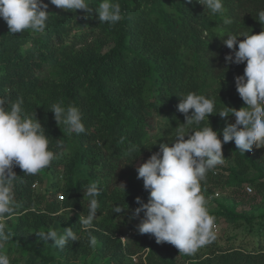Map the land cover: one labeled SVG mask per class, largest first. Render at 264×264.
<instances>
[{
    "label": "trees",
    "instance_id": "trees-1",
    "mask_svg": "<svg viewBox=\"0 0 264 264\" xmlns=\"http://www.w3.org/2000/svg\"><path fill=\"white\" fill-rule=\"evenodd\" d=\"M99 2L89 0L93 8ZM118 2L121 20L115 25L100 24L96 13L82 10L49 11L44 33L25 30L13 35L0 19V99L10 106L22 97L25 111L36 113L56 154L52 165L37 175L14 168L17 209L6 217L10 264H28V256L38 264H264L263 248L226 247L217 239L202 252L180 254L175 246L140 234L139 223L129 217L139 207L136 198L146 203L149 196L136 167L158 151L160 143H171L178 123L185 122L177 110L181 95L204 94L218 109L246 106L235 87L245 64L226 65L224 57L231 50L222 39L228 33L264 30L255 19L264 10V0H224L225 14L233 20L227 26L197 0ZM56 102L80 110L85 133L69 134L67 125H57L48 109ZM208 119L221 140L227 123H234V117L218 114ZM130 145L140 147L132 161L127 155ZM222 151L224 164L202 182L203 194L216 206L211 214L236 229L264 221V148L242 153L230 141ZM92 182L101 192L89 230L95 246L89 245L88 231L79 223V216H87L89 199L82 186ZM218 192L220 200L214 197ZM236 199L258 202L252 205L257 214L237 212L228 202ZM117 204L128 209L113 213ZM69 227L80 239L62 250L35 234Z\"/></svg>",
    "mask_w": 264,
    "mask_h": 264
},
{
    "label": "clouds",
    "instance_id": "clouds-1",
    "mask_svg": "<svg viewBox=\"0 0 264 264\" xmlns=\"http://www.w3.org/2000/svg\"><path fill=\"white\" fill-rule=\"evenodd\" d=\"M197 3L204 11L223 17L225 26L233 23L225 14L224 0H197ZM49 4L65 12L96 13L100 24L115 25L121 20L118 0H100L95 8L89 0H48V3L44 0H0V19L6 22L10 34L25 30L42 34L48 26ZM255 19L264 28V10L259 11ZM222 43L231 50L224 57L226 65L245 64L243 75L235 77V87L246 106L237 110L224 105L218 109L215 100L204 94L181 95L177 110L184 115L185 122L178 123L171 143H160L159 150L136 167L137 179H142L143 188L149 193L146 203L140 197L135 201L139 207L134 209L133 216L140 217L143 213L137 225L138 232L151 234L158 244L167 242L180 254L189 256L217 239L216 218L202 192V182H206L210 171L224 164L223 144L234 141L242 153L264 148V30L258 34L228 33ZM24 103L20 97L5 106V101L0 99V264H10L6 245L11 233L6 217L17 209L14 168L19 167L25 175H37L56 159L36 113L28 114ZM48 109L54 113L57 125H67L69 134L86 132L77 107H65L62 102H56ZM214 114L222 119L234 117V123H227L223 129L222 140L209 124L208 118ZM205 120L207 125L196 130ZM137 151L140 152V147L136 145L127 149L131 161ZM82 187L83 195L89 199L87 216H79V223L88 231L89 245L95 246L96 238L89 230L94 228L100 208L97 197L101 192L96 182ZM127 209L128 206L117 204L113 213H123ZM35 234L44 243L51 241L61 250L80 239L70 227L63 228V232L49 230Z\"/></svg>",
    "mask_w": 264,
    "mask_h": 264
},
{
    "label": "rangeland",
    "instance_id": "rangeland-1",
    "mask_svg": "<svg viewBox=\"0 0 264 264\" xmlns=\"http://www.w3.org/2000/svg\"><path fill=\"white\" fill-rule=\"evenodd\" d=\"M62 9L56 8L52 5L48 11L57 12ZM81 13V10L78 11ZM151 116L150 113H147ZM43 188V187H41ZM221 194L218 192V199L220 200ZM229 203H233L236 206L237 212H244L247 214H257L253 209L257 203H242L240 200L236 199L234 201L230 200ZM210 211L215 210V203L209 201ZM134 209L130 212V218H134L136 223H140V219L143 217L141 213L140 217L133 216ZM218 226L217 230V240L218 243L222 246H234L241 247L247 250L256 249L261 247L264 249V221H254L251 226L243 225L239 229H236L233 225L228 224L224 219H216ZM204 251V248H201V252ZM28 264H38V260L32 256L27 258ZM19 264H26L25 261H22Z\"/></svg>",
    "mask_w": 264,
    "mask_h": 264
},
{
    "label": "built area",
    "instance_id": "built-area-1",
    "mask_svg": "<svg viewBox=\"0 0 264 264\" xmlns=\"http://www.w3.org/2000/svg\"><path fill=\"white\" fill-rule=\"evenodd\" d=\"M248 189H249V187H246V188H245V191H246V193L249 194V193H251V192H249ZM214 197H218V194H217V193L214 194ZM57 199H58L59 201L62 200L61 196H57ZM216 224H217V223H216ZM217 230H218V226H217ZM124 240H125V236H122V237H121V241L124 242Z\"/></svg>",
    "mask_w": 264,
    "mask_h": 264
}]
</instances>
